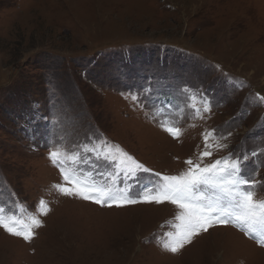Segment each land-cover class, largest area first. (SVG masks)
Instances as JSON below:
<instances>
[{
	"label": "rangeland",
	"instance_id": "rangeland-1",
	"mask_svg": "<svg viewBox=\"0 0 264 264\" xmlns=\"http://www.w3.org/2000/svg\"><path fill=\"white\" fill-rule=\"evenodd\" d=\"M149 81V102L126 98ZM184 90L202 93L211 111L194 115ZM258 96L264 0H0V207L24 220L37 215L43 225L31 241L0 228V264H264V248L232 226L209 229L180 254L166 252L160 242L172 230L174 205L109 208L63 196L48 159L57 145L71 152L106 140L151 169L116 177L137 198L157 181L154 173L185 171L204 149L203 134L214 132L210 144L226 137L219 142L227 147L213 148L204 163L248 154L242 174L264 200ZM161 102L183 114L178 139L157 123ZM195 103L201 107L199 97Z\"/></svg>",
	"mask_w": 264,
	"mask_h": 264
},
{
	"label": "snow or ice",
	"instance_id": "snow-or-ice-1",
	"mask_svg": "<svg viewBox=\"0 0 264 264\" xmlns=\"http://www.w3.org/2000/svg\"><path fill=\"white\" fill-rule=\"evenodd\" d=\"M154 92L155 87L149 81L138 93H130L126 98L140 105L141 97L147 103ZM183 95L185 108L191 109L199 118L211 111V104L202 93L190 95L184 90ZM197 97L201 107H197L195 103ZM258 99L264 101V97L258 96ZM155 112L160 117L157 119L159 126L171 137L178 139L182 135L178 121L183 114H173L166 110L163 102ZM213 135L214 132L203 134L204 149L196 161H185V171L179 175L154 173L157 181L143 186L142 192L137 193V198L129 195L130 186H117L116 177L123 173L126 177L135 178L138 172L149 173L151 169L139 163L119 146L99 140L98 143L76 145L69 152L64 146L57 145L49 152L48 159L59 170L63 183L54 187L63 196H74L101 207L123 208L138 203L174 205L178 213L174 218L175 222L168 224L172 230L164 233L160 242L162 250L174 255L180 254L202 233L217 226H232L264 248V200L256 197L255 182L242 174L243 165L249 160V156L242 154L233 158L229 154L228 157L205 164L204 159L212 156L213 148L219 150L227 147L219 142L226 137L218 138L215 145H211ZM251 155L255 156L256 153ZM101 160L107 162L113 171H97L96 162ZM83 165H89V168L85 169ZM96 177L103 178L104 182L98 181ZM109 178L111 181L107 182ZM49 211L48 205L41 199L38 205L39 214L46 216ZM42 226V220L37 215H29L24 220L17 215L7 214L5 207H0V228L14 237L31 241L35 235L34 230Z\"/></svg>",
	"mask_w": 264,
	"mask_h": 264
}]
</instances>
